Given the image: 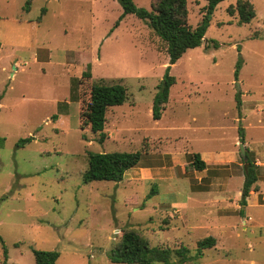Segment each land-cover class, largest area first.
Here are the masks:
<instances>
[{"label": "rangeland", "instance_id": "374dc122", "mask_svg": "<svg viewBox=\"0 0 264 264\" xmlns=\"http://www.w3.org/2000/svg\"><path fill=\"white\" fill-rule=\"evenodd\" d=\"M236 1L220 2L203 44L171 65L176 83L155 119L170 63L145 20L128 13L116 25L118 0H0V264H36L32 249L59 251L58 264H124L109 256L125 226L153 246L186 245L185 264H264V0H250L248 23L228 12ZM206 4L188 0L193 27ZM101 79L128 89L107 111L103 143L83 117ZM239 126L259 173L243 212ZM90 151L142 159L120 182L85 183ZM195 152L206 169L193 166ZM209 235L216 245L200 250Z\"/></svg>", "mask_w": 264, "mask_h": 264}, {"label": "trees", "instance_id": "16d2710c", "mask_svg": "<svg viewBox=\"0 0 264 264\" xmlns=\"http://www.w3.org/2000/svg\"><path fill=\"white\" fill-rule=\"evenodd\" d=\"M123 8V13L117 20L119 24L121 18L126 14L132 13L142 18L167 44L169 54V65L159 90L153 101V117L160 119L164 105L169 101L170 90L176 83V78L170 73L171 65L175 64L189 48H195L203 44L206 40V32L210 25L212 15L217 5L224 0H206L207 4L203 7V16L196 27L189 24L188 0H154L151 9L138 6L134 0H118ZM28 5V3H27ZM27 9H29L27 7ZM46 9H42L44 13ZM231 15H238L240 23H248L256 16L254 4L250 0H237L236 4H231L227 8ZM218 47L217 42H213ZM242 60H239L235 69V79L239 78ZM83 76L91 77L90 66L83 72ZM242 92L236 93V109L239 117H242ZM128 99V89L121 82L107 83L104 79L95 82L91 88V97L86 110L83 112L85 124L90 125L92 132L98 133V141L103 143L107 138L105 124L107 122V111L110 107L122 105ZM57 115H54L56 118ZM240 141H245V131L239 126ZM33 136L23 138L19 146L31 142ZM5 143V137H0V146ZM192 164L196 170L202 171L207 165L199 152L192 154ZM142 154L140 151H113V152H94L88 153V168L83 173V181L90 183L93 181L107 180L120 182L131 168L140 164ZM247 161L249 167L245 168V180L243 183L240 205L243 208L248 204V197L252 190L258 191L256 185L259 180L257 166L249 159L247 151ZM155 192V190H153ZM217 238L209 235L198 241V248L214 247ZM36 264H58L60 252L57 250L32 249ZM4 253L7 254L6 247ZM110 260L124 264H185L192 259L190 249L182 245L176 249L170 247L153 246L148 236L136 227L125 226L117 240L115 247L111 250ZM175 257V258H174Z\"/></svg>", "mask_w": 264, "mask_h": 264}, {"label": "water", "instance_id": "95a60500", "mask_svg": "<svg viewBox=\"0 0 264 264\" xmlns=\"http://www.w3.org/2000/svg\"><path fill=\"white\" fill-rule=\"evenodd\" d=\"M240 152L242 157L247 160V150L244 142L240 143ZM245 168H247V165L245 166Z\"/></svg>", "mask_w": 264, "mask_h": 264}]
</instances>
